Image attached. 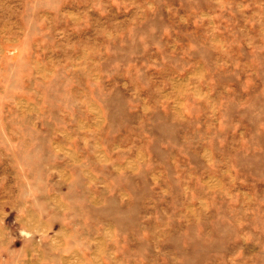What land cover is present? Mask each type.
I'll list each match as a JSON object with an SVG mask.
<instances>
[{
  "label": "rangeland",
  "instance_id": "1",
  "mask_svg": "<svg viewBox=\"0 0 264 264\" xmlns=\"http://www.w3.org/2000/svg\"><path fill=\"white\" fill-rule=\"evenodd\" d=\"M55 192L63 232L21 218ZM30 262L264 264V0H0V264Z\"/></svg>",
  "mask_w": 264,
  "mask_h": 264
},
{
  "label": "crops",
  "instance_id": "2",
  "mask_svg": "<svg viewBox=\"0 0 264 264\" xmlns=\"http://www.w3.org/2000/svg\"><path fill=\"white\" fill-rule=\"evenodd\" d=\"M56 200L57 202H54ZM32 205V206H31ZM45 205L47 211L45 210V214L39 210H35L33 212V204H27L26 202L23 203V206L19 208L20 211L23 212V217L21 218L23 220L29 219V217H36L37 220H44L52 229H54V233L60 234L63 232V227H64V213H63V207L61 205H58V195L57 192L47 194V199L42 202L43 206ZM49 207V208H48ZM54 210V212L52 211ZM58 211L60 214L58 215ZM62 212V213H61ZM49 216V218L47 217ZM33 260V259H32ZM35 263V262H34ZM32 262L28 264H34Z\"/></svg>",
  "mask_w": 264,
  "mask_h": 264
}]
</instances>
